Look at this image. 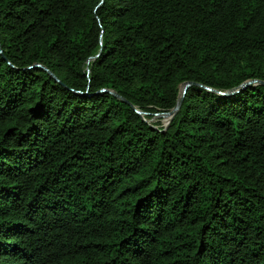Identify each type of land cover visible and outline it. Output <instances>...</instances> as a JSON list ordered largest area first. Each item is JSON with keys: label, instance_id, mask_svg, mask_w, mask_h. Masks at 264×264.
<instances>
[{"label": "trees", "instance_id": "trees-1", "mask_svg": "<svg viewBox=\"0 0 264 264\" xmlns=\"http://www.w3.org/2000/svg\"><path fill=\"white\" fill-rule=\"evenodd\" d=\"M0 48V264H264V0H0Z\"/></svg>", "mask_w": 264, "mask_h": 264}, {"label": "water", "instance_id": "water-1", "mask_svg": "<svg viewBox=\"0 0 264 264\" xmlns=\"http://www.w3.org/2000/svg\"><path fill=\"white\" fill-rule=\"evenodd\" d=\"M0 52H1V48H0ZM40 67H41V69L46 70V71L49 73V75H50L51 77H53L55 80H57V78H56V77H55L50 71H48L47 68H45L44 66H40ZM251 82L264 84V81H262V80H251V81H247V82H245L244 84L246 85V84H249V83H251ZM193 84H196V85L202 86V87H204V88H206V89H208V90H212V91H214L213 89H211V88H209V87H206V86H203V85H201V84H198V83H195V82H192V81H185V82H183V83L180 84L179 97H178V99H177L176 104L174 105V107L171 108V109L168 110V111H161V112L155 113L154 116L150 119V121H155V120L165 121V120H166V121H165L166 124L163 125L164 128H166V127L168 126L169 122L171 121L172 117H173V116L175 115V113L178 111V109H179V107H180V104H181V101H182V99H183V96H184V94H185V92H186V89H187L190 85H193ZM110 92H111L114 96H116L117 98H120L123 102H125V103H127L129 106H131V107L133 108V110L145 120V118H144L143 115L146 114V112H143L142 110L136 108V107L133 106L128 100L124 99L123 97H121V96H120L119 94H117L116 92H114V91H112V90H110Z\"/></svg>", "mask_w": 264, "mask_h": 264}, {"label": "rangeland", "instance_id": "rangeland-1", "mask_svg": "<svg viewBox=\"0 0 264 264\" xmlns=\"http://www.w3.org/2000/svg\"><path fill=\"white\" fill-rule=\"evenodd\" d=\"M159 121H160V123H161L162 125H165V124H166L165 121H161V120H159Z\"/></svg>", "mask_w": 264, "mask_h": 264}, {"label": "bare ground", "instance_id": "bare-ground-1", "mask_svg": "<svg viewBox=\"0 0 264 264\" xmlns=\"http://www.w3.org/2000/svg\"><path fill=\"white\" fill-rule=\"evenodd\" d=\"M166 121V120H165Z\"/></svg>", "mask_w": 264, "mask_h": 264}]
</instances>
